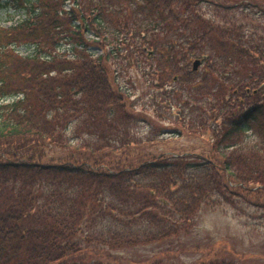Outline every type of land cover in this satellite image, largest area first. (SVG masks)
<instances>
[{"label": "trees", "instance_id": "trees-1", "mask_svg": "<svg viewBox=\"0 0 264 264\" xmlns=\"http://www.w3.org/2000/svg\"><path fill=\"white\" fill-rule=\"evenodd\" d=\"M2 8L24 18L0 27V264H120V251L187 233L202 209L264 210V0ZM131 71L158 90L153 117L116 82ZM167 120L208 136V156L134 154L138 126Z\"/></svg>", "mask_w": 264, "mask_h": 264}, {"label": "rangeland", "instance_id": "rangeland-1", "mask_svg": "<svg viewBox=\"0 0 264 264\" xmlns=\"http://www.w3.org/2000/svg\"><path fill=\"white\" fill-rule=\"evenodd\" d=\"M22 18L23 14L13 8L0 9L2 25H7L9 20L10 23H16ZM86 37L93 36L87 33ZM65 48L63 46L61 50ZM18 51L21 55H27L32 49L20 47ZM91 51L95 55L101 53L99 49L92 48ZM130 73L131 76L126 78L117 75L116 82L127 95H132L133 101H138V111H146L153 117L154 109L149 106V95L156 94L158 90L152 88L139 72ZM129 80L134 83V88ZM171 121L163 122L166 129L160 131L147 123L139 125L137 137L145 146L134 149V154L208 156V136L178 134L171 129ZM59 153V149L52 148L48 155L58 160ZM245 207L244 204L239 206L238 211L225 205L215 209H202L195 225L187 233H181L164 242L120 251L116 253L118 261L120 264H205L212 260H221L234 264H264V210L260 211L251 206L244 209Z\"/></svg>", "mask_w": 264, "mask_h": 264}, {"label": "water", "instance_id": "water-1", "mask_svg": "<svg viewBox=\"0 0 264 264\" xmlns=\"http://www.w3.org/2000/svg\"><path fill=\"white\" fill-rule=\"evenodd\" d=\"M199 65H200V61H199V60H196V61L193 63V67H192V69H193L194 71H196V70L198 69ZM254 92H255V91H254Z\"/></svg>", "mask_w": 264, "mask_h": 264}]
</instances>
